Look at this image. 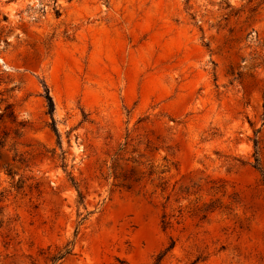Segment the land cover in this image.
Wrapping results in <instances>:
<instances>
[{"label":"rangeland","instance_id":"obj_1","mask_svg":"<svg viewBox=\"0 0 264 264\" xmlns=\"http://www.w3.org/2000/svg\"><path fill=\"white\" fill-rule=\"evenodd\" d=\"M263 117L264 0H0V264H264Z\"/></svg>","mask_w":264,"mask_h":264},{"label":"trees","instance_id":"obj_2","mask_svg":"<svg viewBox=\"0 0 264 264\" xmlns=\"http://www.w3.org/2000/svg\"><path fill=\"white\" fill-rule=\"evenodd\" d=\"M50 100V99H49ZM50 103H51V100H50ZM263 120H264V117H263Z\"/></svg>","mask_w":264,"mask_h":264}]
</instances>
